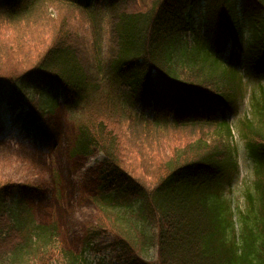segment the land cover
I'll return each mask as SVG.
<instances>
[{
  "label": "trees",
  "instance_id": "16d2710c",
  "mask_svg": "<svg viewBox=\"0 0 264 264\" xmlns=\"http://www.w3.org/2000/svg\"><path fill=\"white\" fill-rule=\"evenodd\" d=\"M50 5L61 26L44 35L37 18L48 20ZM140 8L0 0V96L39 144L50 137L38 121L57 101L85 116L72 154L104 155L92 197L98 218L81 241L97 264H147L135 247H155L157 264H264V0H144ZM18 23L20 37L32 38L3 44ZM76 26L90 30L89 47ZM243 70L256 81L252 119L239 129L256 178L238 215L239 246L223 187L238 171L226 116L243 100ZM35 190L0 182V264H81L60 249L55 225L34 222Z\"/></svg>",
  "mask_w": 264,
  "mask_h": 264
},
{
  "label": "rangeland",
  "instance_id": "374dc122",
  "mask_svg": "<svg viewBox=\"0 0 264 264\" xmlns=\"http://www.w3.org/2000/svg\"><path fill=\"white\" fill-rule=\"evenodd\" d=\"M95 1L91 0L92 6H95ZM141 1L144 0H121V3L126 8L132 6L130 11H136L141 9ZM100 2L102 5L106 0H100ZM209 8L213 7L209 6ZM107 11L109 15L113 14V11ZM48 13V20L43 17L37 18L38 21L45 24L44 35H47L49 28L58 30L61 26L57 17L59 19L62 17L59 13L57 14V8L54 5L48 6ZM56 19L58 21H54ZM104 20L107 21V16H104ZM17 25L19 31L14 35L9 30L3 31V44L12 45L14 37L25 45L32 38L29 31L20 37V28L23 27V24L20 26L18 23ZM76 28L78 29L77 26ZM79 34L87 40L89 47L92 40L88 27L80 28ZM249 37L250 31L246 26L243 30V38L248 39ZM45 42L46 39L38 42V45H44ZM242 75L244 76L243 100H241L239 108L226 117L233 129L231 145L236 149L238 171L233 175L230 184H224L223 187V198L231 204L232 210L236 213L233 220L239 246L243 244V225L238 215L247 212L245 193L253 191L252 182L256 178L239 132L241 122L252 119L250 96L253 88L256 87V81L248 76L247 72ZM260 84L264 86V79L260 81ZM28 93L34 94L32 90ZM1 96L0 182L33 185L36 190L28 198V205L32 211L34 222L45 226L55 225L56 240L60 249L66 253L77 255L81 264H97L96 257L82 253L81 241L87 225L93 224L98 218V213L92 204V197L96 187V170L103 161L104 155L96 150L86 156L72 154L77 127L85 120V116L68 108L62 100L57 101L54 107L46 109L45 114L38 121V124L50 137L47 144H39L29 137L26 126L16 118V113ZM116 160L122 168L127 169L128 162L124 158L117 156ZM133 251L149 264H156L154 247H149L141 252L138 247H135ZM58 261L61 262L62 258L59 257Z\"/></svg>",
  "mask_w": 264,
  "mask_h": 264
}]
</instances>
